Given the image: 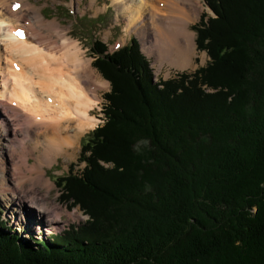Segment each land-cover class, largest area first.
<instances>
[{"label": "trees", "instance_id": "trees-1", "mask_svg": "<svg viewBox=\"0 0 264 264\" xmlns=\"http://www.w3.org/2000/svg\"><path fill=\"white\" fill-rule=\"evenodd\" d=\"M204 1L191 74L94 43L104 123L56 182L88 219L32 247L0 213V264H264V0Z\"/></svg>", "mask_w": 264, "mask_h": 264}, {"label": "bare ground", "instance_id": "bare-ground-1", "mask_svg": "<svg viewBox=\"0 0 264 264\" xmlns=\"http://www.w3.org/2000/svg\"><path fill=\"white\" fill-rule=\"evenodd\" d=\"M199 1L112 0V3L117 14L125 19L127 32L137 33L143 43L153 34L155 41L150 43L149 53L158 61L187 70L193 64L196 50L189 26L198 18ZM14 5L18 6L15 10ZM142 10L147 15L146 22ZM31 19L35 24L30 23ZM17 28L24 29L23 39L16 36ZM57 29L60 30V25L56 20L45 21L40 10L25 0H0V163L8 168L6 171L2 166V175L6 176L2 177L3 182L6 178L7 182L12 180V186L0 189V194L9 191L16 203H21L25 185L27 191L32 188L31 192L37 184L44 185L46 193L51 190L43 168L75 151L77 137L97 126L99 119L92 115L101 102L97 92L109 86V82L95 79L97 73L84 58L77 41ZM89 83L91 89L86 88ZM7 128L11 129L6 139ZM29 199L28 209L44 207L33 192ZM5 203H12L13 207L11 200ZM55 209L49 210L47 206L42 212V216L51 212L48 221L53 230L60 219ZM25 213L26 218L32 219V214ZM37 225L43 227L41 223Z\"/></svg>", "mask_w": 264, "mask_h": 264}, {"label": "rangeland", "instance_id": "rangeland-1", "mask_svg": "<svg viewBox=\"0 0 264 264\" xmlns=\"http://www.w3.org/2000/svg\"><path fill=\"white\" fill-rule=\"evenodd\" d=\"M25 1L32 6H35L36 9H39L45 21L50 22L56 20L60 25V30L57 29L60 34L62 29L67 33V36L70 39L77 41L78 45L83 50L84 58L90 61V63L92 64V69L97 73L95 77V79L97 80H104V78L93 66L94 58L91 54V48L95 42L104 44V46L107 48L106 53L112 54L120 48H124V46L128 45L131 39H136L139 44L141 54L145 57L150 66V81H152L153 84L161 80L165 81L175 78L181 74H191L197 69H200L202 67L204 68L209 62V58L206 53L203 51L200 52L197 49L195 42L196 33L193 30V26L198 25L202 15H205V21L208 17L215 16L213 15L212 11L206 6L204 0L199 1L200 8L197 20L189 26V30L194 34L196 50H194V54L192 55L193 64H191V67L187 70H180L170 63L158 61L154 54L149 53L150 43H152V41H155L153 38V34L147 36L146 41L143 43L139 35L137 36V33H134L132 31L127 32L126 28L128 27H126V21L124 18H122L121 15L117 14L116 7L112 3V0ZM142 14L143 22H146L147 15L145 13V10H142ZM29 21L31 24H35L33 19ZM137 26L138 24H135L134 27L137 28ZM46 30L47 29H45L44 31L46 32ZM46 42L51 43L50 41ZM54 45L58 46V44ZM57 50H59V48H57ZM227 67L228 66L224 67L223 65V68L227 69ZM86 86V88L91 89V83L87 84ZM202 89L205 90V87H202ZM109 91L110 84L106 90H99L97 92L98 97L101 96V102L99 104V107L95 109L92 115L95 118L99 119V123L97 124V126L95 125L94 127H92L93 129L101 126L104 123V109L106 105L104 96ZM94 92L95 91L90 92V95H94ZM206 92L212 91L206 90ZM7 129L9 130V132L5 133L6 139L8 137V134L10 133L11 128ZM93 129L86 134L82 133L79 137H77V143L74 146L76 149L75 151H70V153H68L67 155L58 157L56 163H53L52 166H46L43 168L42 171L44 172V177L49 180L52 188L49 192L46 193L44 185L37 184L33 187L32 190L33 196H36L39 199V202L43 203V208H35V210L30 208L28 209L30 205L29 197L32 193V188L29 189L28 192L26 190V185L24 186V190L26 192L23 196H21V199L19 200L21 201V203H16L17 199H13L9 191L4 194H0V213L2 214V218L6 223V227H8L11 232L10 234L17 236L21 240L28 242L32 247H34L36 242H39L40 240H45L48 242L51 240L52 234L62 233L72 224L80 225L88 219L87 216H85L81 212V210H79L80 206L78 204L74 205V201L72 199L64 200V198H61V194L59 192V188L56 186V182L58 181V178L65 176L70 172L79 174L82 171L84 163H81L79 160L81 147L92 138V132H94ZM70 134L73 133L70 132ZM3 139L2 144H4ZM5 148L10 154L8 145H5L4 149ZM2 156H4V159L8 158V156L6 155ZM30 161L33 162L32 159H30ZM2 166L6 169V171H8V168L5 166V164L0 163V189L8 190L10 186H12V180H9L7 182L6 178L5 183L3 182L2 177L6 176L2 175ZM8 200H11V202H13V207L10 206V204L12 205V203H5ZM47 206H49V210L56 208L55 210H57L60 215V219L57 221V228L55 230H53L50 222L48 221L50 220L49 216H51V212L47 211L48 216H42V212ZM12 209H14V211H12ZM21 210L23 211L22 215L20 213ZM26 211L28 212V214H32V219L26 218ZM15 212L18 213L19 217L17 215H14ZM42 217L44 218L42 219ZM40 223L41 225L43 224V227L37 225Z\"/></svg>", "mask_w": 264, "mask_h": 264}, {"label": "snow or ice", "instance_id": "snow-or-ice-1", "mask_svg": "<svg viewBox=\"0 0 264 264\" xmlns=\"http://www.w3.org/2000/svg\"><path fill=\"white\" fill-rule=\"evenodd\" d=\"M14 7H16V6H14Z\"/></svg>", "mask_w": 264, "mask_h": 264}]
</instances>
